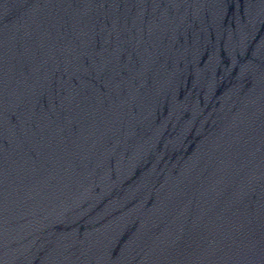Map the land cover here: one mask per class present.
<instances>
[{
    "label": "water",
    "instance_id": "95a60500",
    "mask_svg": "<svg viewBox=\"0 0 264 264\" xmlns=\"http://www.w3.org/2000/svg\"><path fill=\"white\" fill-rule=\"evenodd\" d=\"M0 264H264V0H0Z\"/></svg>",
    "mask_w": 264,
    "mask_h": 264
}]
</instances>
